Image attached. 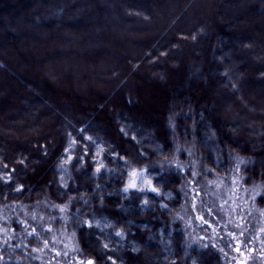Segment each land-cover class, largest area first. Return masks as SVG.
I'll list each match as a JSON object with an SVG mask.
<instances>
[{
  "label": "trees",
  "instance_id": "obj_1",
  "mask_svg": "<svg viewBox=\"0 0 264 264\" xmlns=\"http://www.w3.org/2000/svg\"><path fill=\"white\" fill-rule=\"evenodd\" d=\"M71 1L58 0V4L55 2L41 11L42 5L48 7L49 2L5 0L7 9L0 2V15L7 22L17 18L15 21L20 23L32 16L30 24L38 34L39 29L47 33L49 28L55 32L71 29L72 34L76 32L73 37L81 38L78 33L84 31L82 21L65 23V18H71L83 3L96 10L98 7L91 0H77L69 6L67 3ZM223 1L235 5L241 0ZM256 1L260 5H252L247 11L255 17H264V0ZM177 3L171 23L183 18L185 11L191 12L196 7L201 11V6L206 5L205 0L203 3L202 0H177ZM133 11L150 22L145 13ZM43 13L50 19L42 21ZM185 19L178 20L160 45V36L150 38L141 48V55L120 66V73L112 80L108 96L116 88L121 91L129 85L131 80L125 85L126 80L131 75L135 79L139 65L147 63L149 70L157 69L159 61H169L180 41L191 48L200 38L203 45L200 58L187 55V62L183 61L185 70H180L173 83L178 88L168 86L171 95L164 93L152 111L138 106L136 96L129 93L111 101L116 110L113 105L105 109L98 103L92 110L86 109L80 114L78 111L76 118L71 111L68 114L60 111L58 117L50 108L42 107L38 115L44 117L45 113L44 119L41 117L38 121L34 116L31 122L42 127L50 117L53 125L58 124L59 134L53 148L49 149L43 141L36 145V151L7 143L5 152L0 153V211L8 216L9 224L7 220L5 224L9 226V237L8 244L0 247V264H61L54 262L51 253L50 257L46 256L53 242L54 245L67 243L73 264L89 261L92 264H228L205 241L201 229L196 236L177 217L188 171L179 170L176 162H186L188 152L195 163L196 182L236 176L245 187L259 186L256 204L264 206V144L255 147L241 135L231 137L225 126L217 124L210 107H205L209 89L217 83L227 86L228 97H237L243 102L238 83L241 71L264 79L263 62L252 61L256 50L243 48L248 44L263 49L264 29L250 24L252 28L241 30L242 34L235 33V29L225 34L217 32V25L213 24L214 28L206 32L197 22L185 28ZM60 21H64L63 26L59 25ZM3 25L6 26L0 22L1 34L5 33L0 40V51H4V40L7 46L8 41L17 39L3 31ZM25 31L20 36L27 37ZM222 37L228 41V51L225 45H217L216 40ZM233 62L245 65H232ZM4 67L7 65L0 58V68ZM212 71L216 75L211 80L208 74ZM243 83L254 99L260 98L253 90L254 82L246 79ZM184 84L193 91L182 89L179 93ZM140 87L134 89L136 94L143 93ZM42 90L49 98L57 92L46 82ZM43 99L49 103V99ZM104 101L109 102L110 98L105 97ZM33 161L36 164H31ZM44 171L47 173L43 174ZM136 175H141L144 184L139 181L135 188L129 189ZM26 211H33L34 217L21 222Z\"/></svg>",
  "mask_w": 264,
  "mask_h": 264
},
{
  "label": "rangeland",
  "instance_id": "obj_2",
  "mask_svg": "<svg viewBox=\"0 0 264 264\" xmlns=\"http://www.w3.org/2000/svg\"><path fill=\"white\" fill-rule=\"evenodd\" d=\"M3 1L5 0H0L3 3L2 8L6 6ZM57 1L51 0L48 7L42 5L41 11L52 7L55 2L58 4ZM92 2L96 3L97 10L83 3L78 5L71 18H65V23H71L72 20L82 21L84 31L80 30L78 33L81 38L73 37L76 32L72 34L71 29L70 31L62 29V32L59 29L58 33L50 28L48 33L39 29L41 33L38 34L32 30L34 28L30 24L32 16L31 18L28 16L24 23H20L15 21L17 18L7 22L4 15H0L1 24H6L3 25L5 27L3 31L14 39L17 38L12 42L8 41L9 47L4 40L2 43L4 51H0V58L7 65V68H0L3 71L0 73V145L3 147L1 154L5 152L7 143L28 146L36 151V145L43 141L49 149L53 148V142L59 134L58 124L53 125L50 117L42 127L31 122L34 116L38 117V121L41 117L44 119L45 113L44 117L38 115L42 107L50 108L52 114L57 116L60 111L66 114L71 111L76 118L78 111L80 114L86 112V109L92 110V107L98 103H101L105 109L113 105V109L116 110L111 101L117 99L120 94L124 98L129 93L136 96L138 106L152 111L156 101H160L164 93L171 95L169 94L171 87L168 86L173 85L175 76L180 70L184 72L183 61L187 62L185 59L187 55L200 58V53L203 52L200 38L191 48L184 41H180L178 49L174 50L175 55L171 54L168 62L159 61L157 69L149 70L147 63L141 67L139 65L135 79H132L133 75L128 77L125 85L130 83V80L131 83L121 91L120 88H116L110 97L108 95L112 89V80L120 73L122 65L129 64L130 60L141 55V48L150 38L155 39L160 36V45L180 19H187H185V28L194 26L196 24L193 22H197L199 23L197 25L204 27L206 32L214 28L213 24L217 25V32L222 31L225 34L233 33L234 29L235 33L242 34L241 30L252 28L250 24L264 29V17L261 16L260 19L247 11L252 5H260L256 0H241L235 5L223 0H210V2L205 0L206 5L201 6V11L198 7L193 8L191 12L185 11L184 17L177 19L175 23H171V20L178 5L177 0H102L101 2L91 0ZM72 3L76 4L77 0L67 4L71 6ZM37 5L38 2L35 11ZM133 10L145 13L150 18V22H145L143 19L146 17ZM237 12H244L246 15L238 16ZM131 16L132 19L129 18ZM40 17L42 21L50 19L44 13ZM63 22L58 23L63 26ZM22 29L24 31L28 29V32L25 31L27 37L20 36ZM1 33L2 29L0 40L5 34ZM223 37L216 40L217 45H225L228 51L230 46ZM243 48L256 50L252 61L258 62L261 59L264 64V45L263 49L248 44L243 45ZM258 50L260 52H257ZM222 56L227 59L225 54ZM234 63L242 67L245 65L237 62L231 64L235 65ZM215 75L216 72H210L209 79L212 80ZM239 76L238 83L243 93V102L237 97L236 99L233 96L228 97L227 86L217 83L214 88L209 89L205 107H210L212 115L218 119L217 124L225 126L231 137L243 136L251 140L256 147L264 144V79L259 80L257 75H249L244 71H241ZM244 79L254 82L253 90L260 98L252 97L249 89L244 87ZM44 82L56 89L54 97L50 95L49 98L45 95L42 90ZM139 86L143 93L136 94L134 89ZM173 87L178 88L173 85L172 89ZM182 87L179 93L182 89L193 91L185 84ZM200 91H203V88ZM104 96L110 98V101H104ZM43 97L49 99V103H46ZM51 103L50 106L53 108L49 106ZM99 115L100 113L97 117ZM187 155L186 162H176L179 170L188 171V181L182 189L183 204L177 217L191 233H196V236L200 235L199 229H201L205 241L207 240L228 264H264V206L260 207L256 204L260 187H245L236 176H230L225 180L197 179L196 182L195 163L188 152ZM31 164H36V161ZM46 173L44 171L43 174ZM140 177L141 175H136L132 178L128 185L129 189L135 188L139 181L144 184ZM32 212L26 211L21 222L33 218ZM7 217L0 211V241H4L0 247L8 244L9 226L5 224L6 220L9 224ZM202 237L200 236L201 239ZM60 244L62 243L54 245L53 242L48 254L46 252L44 254L50 257L49 253H51L56 263L73 264L74 260L69 257L70 248L67 247V243L62 246ZM42 250H45V247ZM41 260L40 258L39 261Z\"/></svg>",
  "mask_w": 264,
  "mask_h": 264
},
{
  "label": "snow or ice",
  "instance_id": "obj_3",
  "mask_svg": "<svg viewBox=\"0 0 264 264\" xmlns=\"http://www.w3.org/2000/svg\"><path fill=\"white\" fill-rule=\"evenodd\" d=\"M88 264H92V262H91V261H89V262H88Z\"/></svg>",
  "mask_w": 264,
  "mask_h": 264
}]
</instances>
